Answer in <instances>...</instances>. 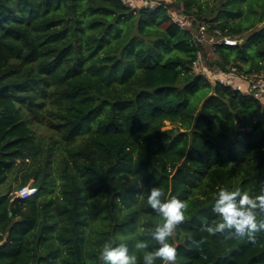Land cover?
Here are the masks:
<instances>
[{
    "label": "trees",
    "instance_id": "1",
    "mask_svg": "<svg viewBox=\"0 0 264 264\" xmlns=\"http://www.w3.org/2000/svg\"><path fill=\"white\" fill-rule=\"evenodd\" d=\"M208 3L0 0V264H102L108 240L134 250L160 220L153 186L189 202L175 264H264V230L207 231L219 188L264 193V102L193 71L202 47L168 12L239 40L215 44L209 66L264 74V0Z\"/></svg>",
    "mask_w": 264,
    "mask_h": 264
},
{
    "label": "clouds",
    "instance_id": "2",
    "mask_svg": "<svg viewBox=\"0 0 264 264\" xmlns=\"http://www.w3.org/2000/svg\"><path fill=\"white\" fill-rule=\"evenodd\" d=\"M212 210L219 219L207 227L210 233L226 229L236 236L255 239V233L264 230V193L252 195L241 188L221 187L213 193ZM147 204L160 216L155 225L147 229L150 239H144L145 229L135 234L134 250L127 242L106 241L99 254L102 264H175L177 244L173 239L177 227L185 220L189 208L187 200L166 193L163 186H153L147 193ZM150 240L156 246H150ZM137 253H141L138 255Z\"/></svg>",
    "mask_w": 264,
    "mask_h": 264
},
{
    "label": "built area",
    "instance_id": "3",
    "mask_svg": "<svg viewBox=\"0 0 264 264\" xmlns=\"http://www.w3.org/2000/svg\"><path fill=\"white\" fill-rule=\"evenodd\" d=\"M126 5L133 8L147 7L155 8L158 0H121ZM172 22L178 24L182 29L187 30L192 37L193 42L200 45L202 49L197 51L196 57L192 62L193 71L203 75L211 83H219L231 87L233 90L251 95L257 100L264 102V74H240L235 67L229 66L222 70L217 66H209L207 63L206 49H209L211 61H214L216 54L214 52L215 44L236 45L239 40L236 37L222 35L217 29L212 30L214 35L206 30V26L196 22L193 24L191 18L187 17L180 9L173 8L168 10ZM191 19V20H190ZM190 21V24L186 23ZM198 23V24H197ZM191 26H193L191 28ZM36 192V188L31 184L23 186L14 192V197L27 199Z\"/></svg>",
    "mask_w": 264,
    "mask_h": 264
},
{
    "label": "rangeland",
    "instance_id": "4",
    "mask_svg": "<svg viewBox=\"0 0 264 264\" xmlns=\"http://www.w3.org/2000/svg\"><path fill=\"white\" fill-rule=\"evenodd\" d=\"M165 1L170 2L171 0H165ZM206 1L209 2V3H208L209 5H210L211 3L214 2V0H212L211 3H210V0H206ZM168 10L171 12V11L173 10V8L170 7V8H168ZM190 20H191V19H190ZM191 22H192V20H191ZM186 23L190 24V21H186ZM197 24H198V23H197ZM192 27H193V26H191V28H192ZM209 51H210L209 49H206V56H207V59H208V60H207L208 65H209V63L211 62V60H210V58H211V54H210ZM33 127H35L36 131H37L40 135H42V136H44V137L48 136L49 132H48V130H47L46 128H43L44 126H42V125H40V124H33Z\"/></svg>",
    "mask_w": 264,
    "mask_h": 264
}]
</instances>
